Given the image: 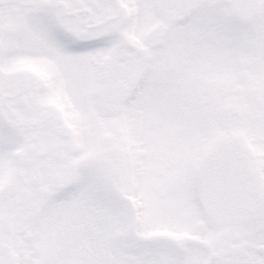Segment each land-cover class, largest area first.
<instances>
[{
	"label": "snow or ice",
	"instance_id": "obj_1",
	"mask_svg": "<svg viewBox=\"0 0 264 264\" xmlns=\"http://www.w3.org/2000/svg\"><path fill=\"white\" fill-rule=\"evenodd\" d=\"M5 126L0 264H264V0H0Z\"/></svg>",
	"mask_w": 264,
	"mask_h": 264
},
{
	"label": "flooded vegetation",
	"instance_id": "obj_2",
	"mask_svg": "<svg viewBox=\"0 0 264 264\" xmlns=\"http://www.w3.org/2000/svg\"><path fill=\"white\" fill-rule=\"evenodd\" d=\"M232 19L236 20L234 18L233 11H232ZM236 21H239L243 25H248L252 21H254V18L250 19V20H247V21H244V20H236ZM237 47H239V45H237ZM239 65L241 67V70H239L238 72H235L234 76H235V79L238 82L244 83V82L247 81L248 75L246 74L245 77H242V72H246V69H247L246 67H247L248 63L246 65H244L242 62H240ZM30 71H39V69L35 68V66H32V67L21 66L19 71L15 72L13 74L16 75L19 79L23 80ZM0 131H5L6 132L7 131V127L5 126V128L4 129H0ZM34 251H36V250L34 249Z\"/></svg>",
	"mask_w": 264,
	"mask_h": 264
},
{
	"label": "rangeland",
	"instance_id": "obj_3",
	"mask_svg": "<svg viewBox=\"0 0 264 264\" xmlns=\"http://www.w3.org/2000/svg\"><path fill=\"white\" fill-rule=\"evenodd\" d=\"M253 23H254V21H252L250 24H248V25H244V26H245L248 30H251V27H252ZM240 62H242L244 65L247 64V62L242 61V59H241V57H240L239 55H235V56L233 57L232 64L230 65L231 71H232L233 73L238 72L239 70H241V67H240V65H239ZM246 68L248 69V70L246 69V72H247L248 75H249L250 65L248 64ZM249 94H250V93H249Z\"/></svg>",
	"mask_w": 264,
	"mask_h": 264
},
{
	"label": "water",
	"instance_id": "obj_4",
	"mask_svg": "<svg viewBox=\"0 0 264 264\" xmlns=\"http://www.w3.org/2000/svg\"><path fill=\"white\" fill-rule=\"evenodd\" d=\"M247 2H248V0L247 1L243 0L240 2V5H243ZM242 7L243 6H240V10H239V13H240L239 15L241 17H251L253 15V10L251 8H249V7H243L242 8Z\"/></svg>",
	"mask_w": 264,
	"mask_h": 264
}]
</instances>
